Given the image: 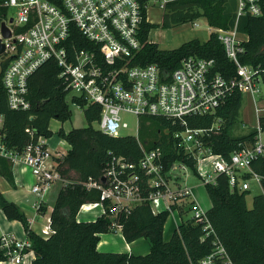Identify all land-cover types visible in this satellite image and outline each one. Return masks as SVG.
<instances>
[{
	"label": "built area",
	"instance_id": "1",
	"mask_svg": "<svg viewBox=\"0 0 264 264\" xmlns=\"http://www.w3.org/2000/svg\"><path fill=\"white\" fill-rule=\"evenodd\" d=\"M56 1L0 0V43L4 45L0 54V81L9 109L30 108L28 79L42 65L53 62L67 96L71 94L72 104L78 106L77 101L82 100L99 106L96 123L103 134L122 136L120 132L128 128L121 116L124 113L136 117V139L141 117H162L183 127L174 136L194 159L195 175L204 188L219 175L227 177L232 191H249L250 181L261 186L264 175L253 171L251 164L264 160V94L260 90L264 66L240 61L248 36L236 27L242 16L264 17V0H232L233 27H210L234 66L233 74L228 76L215 71L213 59L197 56L183 58L170 73L156 64H140L142 23H151V11L162 13L168 4L182 0ZM2 25L9 32L8 37L1 32ZM76 33L79 41L81 38L79 45L74 38ZM234 94L250 97L255 125L249 129L254 132L252 139L239 142L226 160L203 142L218 129L221 120L215 118L210 128L203 129L190 128L187 119L214 115ZM2 127L0 114V158L10 163L11 170L30 174L33 179L30 193L38 198L35 210L44 204L56 183L61 188L74 183L63 178L58 170L66 150H60L57 143L42 136L22 151L10 149L4 142ZM140 149L142 155L136 162L111 155L100 179L83 183L86 190L99 191V201L82 204L77 215L92 213L116 219L145 203L154 215L178 212L182 216L189 212L187 220L201 227L200 240L208 238L211 245L210 252L195 264H234L209 222L208 209L201 207L191 187L178 185L186 177L188 166L182 162L166 165L159 148L145 150L140 145ZM47 223L40 231L43 238L51 234L49 218ZM110 229L121 231V224L112 222ZM0 251L4 261L20 264L32 251V243L28 237L19 239L1 233Z\"/></svg>",
	"mask_w": 264,
	"mask_h": 264
},
{
	"label": "trees",
	"instance_id": "2",
	"mask_svg": "<svg viewBox=\"0 0 264 264\" xmlns=\"http://www.w3.org/2000/svg\"><path fill=\"white\" fill-rule=\"evenodd\" d=\"M56 2L59 3V0ZM234 12L235 2L232 0H182L165 7L161 27L169 28L203 17L210 27L230 29L234 25ZM155 27L147 22L141 25V65L156 64L170 73L183 58L197 56L213 59L215 71L220 74H233L234 66L215 35L210 34L205 41L192 39L178 48L163 50L149 41V32ZM236 28L248 36L240 61L264 66V17L242 16ZM74 38L78 40V45L81 44L77 33ZM58 73L55 63L47 62L29 77L27 98L30 108L27 111L8 108L0 81L2 134L8 148L22 151L37 137L50 138L54 134L49 128L50 121H69L71 111L66 102L67 91ZM241 100V94H234L214 115L187 119L190 128L203 129L210 128L215 118L221 120L218 129L205 137L203 142L204 146L226 160L239 142L251 140L254 133L249 130L241 136L234 135ZM77 102L83 110L86 126L67 132L59 128L56 132V136L69 146L66 155L59 161V173L74 183L61 188L55 198L49 216L51 234L43 238L33 233L22 210L0 194V209L4 216L9 221L21 222L32 243L34 259L31 264H195L208 254L211 249L209 239L200 240L201 227L190 220L182 221L169 241L164 242L163 228L169 213L154 215L146 203L116 219L100 216L94 221L77 220L80 206L98 202L100 195L95 189L86 190L83 183L89 179L99 180L111 155L136 162L142 155L140 145L145 150L159 148L166 165L182 162L195 174L194 159L174 136L183 130L178 123L162 117L145 116L140 118L137 139L130 135L111 137L92 126L100 117L99 106L82 100ZM262 125L264 127V118ZM251 168L264 175V160L254 161ZM0 176L13 186L11 165L3 158H0ZM261 189L262 193L253 197L252 206L248 208L245 197L249 191H232L224 175L217 176L214 183L205 186L210 202L207 217L234 264H264V180ZM112 222L121 224L120 232L127 243L146 239L149 252L135 256L98 251L99 236L111 232ZM2 261L3 253L0 251Z\"/></svg>",
	"mask_w": 264,
	"mask_h": 264
},
{
	"label": "rangeland",
	"instance_id": "3",
	"mask_svg": "<svg viewBox=\"0 0 264 264\" xmlns=\"http://www.w3.org/2000/svg\"><path fill=\"white\" fill-rule=\"evenodd\" d=\"M164 14V11L161 13V11H151L150 14V22L151 24L155 25L156 27L151 29L149 32V40L155 44L158 45L160 49L163 50H171L178 48L180 45H182L185 42H188L192 39H198L200 41H205L208 39L209 35L211 34L210 26L207 24L205 18L200 17L192 22H186L178 25H173L169 28H163L161 27L162 22V16ZM261 93L264 94V83L260 85ZM70 95L66 96V102L69 106V109L71 111V117L69 121H66L64 123L59 122L58 120H52L50 121L49 128L54 133L50 138L49 141L51 143H57V147L61 150L64 148L63 151L66 150V144L63 140L58 138L56 136V132L59 128H62L65 132L69 131L72 128H81L86 126V122L83 115V110L77 106L71 103L70 101ZM242 100H241V106L238 113V121L236 124V128L234 131L235 136H241L245 134L249 129H251L252 126L255 125V116H254V108L252 101L250 97L246 94H242ZM122 119L127 122L128 128L125 130H122L120 133L122 135H130L135 136L136 134V117L132 114H121ZM94 129H98V124L93 123L92 124ZM186 177H183V179L178 181V185L180 186H187L191 187L193 190V193H195L197 201L200 203L201 207L204 209H208L210 206L209 199L206 194L205 188L201 185L200 180L198 177L191 172L189 169L185 170ZM1 182V181H0ZM1 186L5 185L3 182H1ZM250 189L248 192V195L245 197L246 206L248 208H251L252 206V199L256 195H260L262 193L261 186L257 184L254 181H250ZM60 184L56 183L54 185V189L59 187ZM21 201L25 206L30 205L34 201L33 196H23L20 200H17L16 202ZM188 208L186 207L185 211L187 212ZM174 219L177 223H180L181 221L187 220V218L190 217V213L187 212L183 214L182 216L178 213H174ZM172 216H168L167 220L164 224L163 228V238H168L169 234L171 233L170 228L174 227V220ZM16 221V220H15ZM19 222V221H17ZM20 230H23V227L21 228L22 224L19 222ZM23 233V231H22ZM141 245L146 246L148 245L147 241L145 239L139 240ZM30 255V253H29ZM31 256V255H30ZM0 264H9L6 261H2Z\"/></svg>",
	"mask_w": 264,
	"mask_h": 264
},
{
	"label": "crops",
	"instance_id": "4",
	"mask_svg": "<svg viewBox=\"0 0 264 264\" xmlns=\"http://www.w3.org/2000/svg\"><path fill=\"white\" fill-rule=\"evenodd\" d=\"M66 144V143H65ZM64 150V148H62ZM69 150V146L66 144V151ZM12 179H13V186L8 183L2 176H0V181L3 182L5 185L1 186L0 182V194L8 201L15 203L24 213L26 216L30 230L40 235V231L43 228L48 226L47 218H49L52 205L55 201V198L61 188V186L57 187L56 189L52 188L46 197V201L44 204L39 208V210L34 209V205L37 202L38 198H36L33 194L30 193L31 185L33 184V179L31 178L28 172L24 174L17 173L15 170H11ZM23 196H33L34 201L29 206L24 205L20 200ZM210 207V206H209ZM209 209V208H208ZM178 213V212H174ZM174 213L168 216H174ZM179 214V213H178ZM98 216L90 214H81L77 215L78 221H94ZM174 227L170 228L171 233L169 234L168 238H163L164 242L169 241L173 231L176 229V226L179 224L175 221L174 217ZM19 222L13 220L9 221L4 216L2 210L0 209V234L6 233L12 236H15L19 239L27 238V233L23 228V233L20 230ZM23 226H21L22 228ZM163 237V236H162ZM139 238L133 242L127 243L120 231H111L110 233L101 234L99 236V241L96 245V249L100 252H113V253H125V254H132L135 256L138 255H146L149 252L150 246L141 245ZM144 239V238H143ZM30 253V255H29ZM34 259V252H28L24 257V260L20 264H31L32 260ZM1 263V262H0ZM10 264V263H9Z\"/></svg>",
	"mask_w": 264,
	"mask_h": 264
},
{
	"label": "water",
	"instance_id": "5",
	"mask_svg": "<svg viewBox=\"0 0 264 264\" xmlns=\"http://www.w3.org/2000/svg\"><path fill=\"white\" fill-rule=\"evenodd\" d=\"M1 32L3 34L4 37H8L9 36V32L6 29V27L4 25L1 26ZM4 51V45L0 43V54H2ZM102 181H104V179H101Z\"/></svg>",
	"mask_w": 264,
	"mask_h": 264
}]
</instances>
